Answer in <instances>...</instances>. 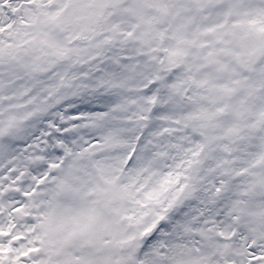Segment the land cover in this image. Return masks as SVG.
Masks as SVG:
<instances>
[{
	"label": "snow or ice",
	"instance_id": "1",
	"mask_svg": "<svg viewBox=\"0 0 264 264\" xmlns=\"http://www.w3.org/2000/svg\"><path fill=\"white\" fill-rule=\"evenodd\" d=\"M0 264H264V0H0Z\"/></svg>",
	"mask_w": 264,
	"mask_h": 264
}]
</instances>
